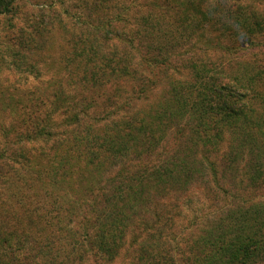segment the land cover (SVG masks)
<instances>
[{"label":"rangeland","instance_id":"1","mask_svg":"<svg viewBox=\"0 0 264 264\" xmlns=\"http://www.w3.org/2000/svg\"><path fill=\"white\" fill-rule=\"evenodd\" d=\"M236 1L227 2L234 8ZM238 1L264 20V0ZM222 5V0H15L9 14H0V230L16 232L8 241L14 251L0 240V261L197 264L240 212L264 208V100L257 96L258 83L247 87V99L240 88L233 90L260 68L264 72V32L236 53L229 33L205 24L204 14ZM164 62L169 65L163 67ZM218 82L234 91L227 106L247 119L215 110L204 119L190 115L192 100L205 105L210 84ZM125 103L145 120L153 138L130 144L121 158L102 150L110 157L103 171L83 174L93 179V192L111 194L114 186L143 174L153 185L158 177L153 172L162 174L154 169L157 164L188 165L173 189L169 178L167 186L156 185L148 193L137 187L115 202L122 222L110 229L118 251L112 261L108 251H99L97 240L88 241L105 227L75 229L80 215H65L66 205L58 199L88 196L90 184L77 186L78 175L72 174L65 180L72 187L58 191L53 178L66 150L84 149L85 143L70 142L72 134L99 138L98 130L113 122L112 113ZM182 105L189 114L178 120ZM165 106L170 118L161 125L155 117ZM166 187L167 194H161ZM10 207L15 215L4 219ZM153 221L158 224L151 226ZM20 230L24 237L17 236Z\"/></svg>","mask_w":264,"mask_h":264},{"label":"trees","instance_id":"2","mask_svg":"<svg viewBox=\"0 0 264 264\" xmlns=\"http://www.w3.org/2000/svg\"><path fill=\"white\" fill-rule=\"evenodd\" d=\"M15 0H0V14H9L11 10L13 9ZM193 1V0H192ZM226 5L217 6L216 8H212V13L204 14V18L206 19L205 24H209L210 28L215 29L216 27H220L223 33H229L230 41H232L231 45L233 47V50L237 53L240 51L242 43L246 41H252L255 35H257L259 32H264V20L253 16V13L251 14L247 8L242 6L240 4V1H236L233 5L234 8H232L230 5H228V0H222ZM188 5L190 6L191 3L189 2ZM252 10L249 7V10ZM251 14V15H250ZM207 17V18H206ZM227 20V21H225ZM89 26V24L87 23ZM92 24L90 23V26ZM93 27V26H92ZM96 31H99V27H94ZM226 36V35H225ZM228 37V36H227ZM251 39V40H249ZM253 43H250L249 45H252ZM118 65L120 66L121 63L118 61ZM168 63H163L162 66L166 67L168 66ZM113 70L114 68L111 67ZM260 68L258 71H256L253 74H250L249 78L245 85L237 82L238 80L236 78H233V82L235 83V87L233 90L236 92V88H240L242 90V93L244 94V98L247 99L249 96V91L247 87H254L257 86L255 83H258L259 86V93L257 96L259 99L264 98L261 96V83H264V72L261 71ZM122 73V72H121ZM253 75V76H252ZM230 89V87H227L225 84H222L221 82H218L217 84H210L209 89L207 90L206 94V103L203 106H200V102H196L192 100L193 106L192 110L190 109V115H198L199 119H204L205 114L210 113L212 110H215L216 112L220 113L223 112L227 117H233V118H239L243 117V112L240 110H235L234 106L228 107L227 106V98H232L234 96V91ZM229 94V96H228ZM235 97V96H234ZM176 101H178V97H175ZM213 98H217L215 100V104L213 105ZM187 101H182V104L186 106ZM176 105V104H174ZM183 105L180 107L179 110V118L178 120H182L183 117L187 114H189V111H185L187 108H184ZM125 106V107H123ZM165 111L162 112L163 115L156 116L155 119L157 122L161 125H163V122L165 120H169L170 116H167L170 114V110L168 109V106H165ZM208 109V110H207ZM123 113L119 116L118 112ZM132 109H129V106L127 103L119 104V107L116 108L115 113H112L114 116L113 122L110 124H107L104 126L102 131L99 132L96 136H99V138H90L87 137L89 134L85 132V134L80 135H73L68 134L71 136L72 141H70L72 144L77 145L78 147L84 145L82 143H85L84 149H76V150H66L64 156H62L58 162V165L55 166L54 171V181L53 186L55 189L62 190L63 186L69 185L66 183V178L71 176L72 174L78 175V178H75L73 180V183H77V186L81 185L82 182L90 184V189L92 191V194H89L88 196H82V197H76L74 199L68 200L67 197L72 198V196H58V199H60L63 203H65L66 206H64L66 209L64 210L65 215L69 216L72 219H75L78 215H80V220H78L77 226H74L75 229L78 228H84L86 225L90 224L93 226L98 227H105L104 229L101 228V231L98 235H95L93 239H88L89 243L92 242L94 244V241L97 240L98 245L100 246V252L101 251H108L110 255L112 256L110 260H114V258L118 255V251L116 248V236H114L112 233H110L111 226L116 227V223L122 222V219H119L118 213H117V207L115 205V202L119 200L122 196H127L128 194H131L133 191L135 192V189H140L141 191L148 193L150 189H153L152 187H155L156 185H162L167 186L169 182L167 181L170 178L171 184L168 186V189H173L175 184H180L182 176L179 175L181 171L185 168L186 162L179 161L177 163H172V167L166 168V166L160 167V165H156L154 167L155 170H159L162 174L161 176L158 175L157 171L153 172V175H157L155 181L152 180L153 185H150L151 180L149 179V175L140 176L138 179H134L129 184H123V186H114L111 194H105L101 195L98 193L93 192L94 187H91V184H93V179L87 180L84 179L83 174H91L92 172L97 171L100 173L103 171L104 167L103 164L105 161L109 158L103 157L102 153L104 150L105 152L109 153V156H114L116 158H121V155H124L130 151L129 145L130 144H136L139 142H149V139L153 138V132L146 129L147 124H145L144 119H138V113L133 114ZM115 114V115H114ZM173 117L174 114H171ZM113 118V117H112ZM176 118V116H175ZM243 119H247L246 117H243ZM77 121V120H76ZM92 121V120H91ZM95 121L94 123H96ZM42 121V126H43ZM142 124V128L140 129L139 126ZM139 125V126H138ZM91 127V126H90ZM43 133V132H40ZM46 134V133H43ZM137 134L141 135V138L138 137ZM49 136V134L47 133ZM68 136V137H69ZM74 136V137H73ZM199 137V134L196 135ZM66 138V141L58 140L56 141L57 145L62 142H68L69 138ZM245 138L241 137V139ZM93 139V140H92ZM240 139V140H241ZM92 140V142H91ZM248 142V139H246L244 142ZM100 143V144H99ZM101 143H104L101 144ZM97 145V146H96ZM260 149V148H259ZM82 151V152H81ZM90 152V153H89ZM74 156V157H72ZM88 157V159H87ZM86 158V160L84 159ZM105 158V159H104ZM85 162L86 167L92 166L89 169L84 167L82 170L78 168V164L80 161ZM104 159V160H103ZM64 167H67L64 169ZM40 168V167H39ZM102 169V170H101ZM121 172L127 173L128 170H122ZM65 173V175H64ZM77 177V176H76ZM98 184L101 185V182H98ZM183 184V183H182ZM184 185V184H183ZM72 187V185H69ZM176 186V185H175ZM88 188V189H89ZM87 189V190H88ZM164 188L161 191L163 193L161 194H167L165 193ZM122 192V193H121ZM139 194V193H138ZM137 197V196H136ZM88 198V199H87ZM134 202V200H132ZM86 202V212L83 210V203ZM83 205V206H80ZM80 206V207H79ZM111 208V211L108 210ZM257 206H252L248 208L244 213L240 212V216L236 217L234 220V224L232 229L228 231V233H223L220 236V242L217 246H215L214 249L210 250L206 257L203 259V263H197V264H264V208L263 209H256ZM259 207V206H258ZM11 211V207L7 208V210L4 211L3 218L6 219L8 215H15ZM59 212H62L63 210H58ZM28 219H30L29 214ZM156 218H160L159 216H156ZM159 221V220H157ZM157 221H153L151 226L158 224ZM148 224H146L147 226ZM153 228V227H150ZM63 231V230H62ZM74 231L67 230V232ZM57 232V231H56ZM73 233V232H72ZM16 232L8 231L5 234H1L0 230V240L3 243H6L8 245L7 249H13L15 250L13 245H9L8 241L11 238V236H15ZM17 236H23V231L20 230L19 234ZM96 237V238H95ZM61 238H58L60 240ZM79 244V243H78ZM37 245V244H36ZM34 245V246H36ZM17 247H21L20 245ZM21 249V248H17ZM17 251V250H16ZM102 253V252H101ZM7 257V256H5ZM213 258V259H211ZM112 260V261H113ZM0 264H4L2 261H0Z\"/></svg>","mask_w":264,"mask_h":264}]
</instances>
